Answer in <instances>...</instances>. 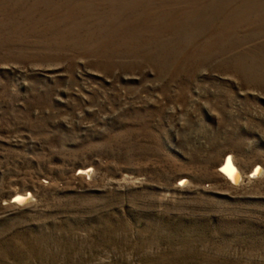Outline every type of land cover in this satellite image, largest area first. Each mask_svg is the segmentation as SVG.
I'll list each match as a JSON object with an SVG mask.
<instances>
[{
    "label": "rangeland",
    "instance_id": "374dc122",
    "mask_svg": "<svg viewBox=\"0 0 264 264\" xmlns=\"http://www.w3.org/2000/svg\"><path fill=\"white\" fill-rule=\"evenodd\" d=\"M0 264H264V0H0Z\"/></svg>",
    "mask_w": 264,
    "mask_h": 264
},
{
    "label": "bare ground",
    "instance_id": "6f19581e",
    "mask_svg": "<svg viewBox=\"0 0 264 264\" xmlns=\"http://www.w3.org/2000/svg\"><path fill=\"white\" fill-rule=\"evenodd\" d=\"M90 172V170L87 169H82L79 173L81 174H88ZM261 172V167L259 165H257L255 167V170L253 171L254 176L259 175ZM220 173L222 174V176L228 180L229 182H231V184H239V182L242 181V176L243 173H241V171L238 169V167L236 166V164L233 161V158L231 155H227L226 159L224 160L221 169H220ZM90 174V173H89ZM88 174V175H89ZM184 183L187 182V180H183ZM29 197H31L30 193L27 195H22V194H16V196L14 197V200L12 201V203H22L26 200L29 199ZM23 204V203H22Z\"/></svg>",
    "mask_w": 264,
    "mask_h": 264
}]
</instances>
